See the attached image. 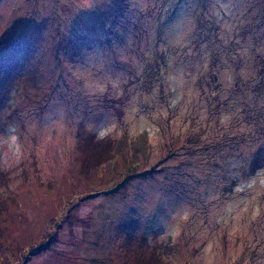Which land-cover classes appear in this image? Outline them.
<instances>
[{
    "label": "rangeland",
    "instance_id": "obj_1",
    "mask_svg": "<svg viewBox=\"0 0 264 264\" xmlns=\"http://www.w3.org/2000/svg\"><path fill=\"white\" fill-rule=\"evenodd\" d=\"M9 42L0 264H264V0H0Z\"/></svg>",
    "mask_w": 264,
    "mask_h": 264
},
{
    "label": "trees",
    "instance_id": "obj_2",
    "mask_svg": "<svg viewBox=\"0 0 264 264\" xmlns=\"http://www.w3.org/2000/svg\"><path fill=\"white\" fill-rule=\"evenodd\" d=\"M15 46H18V49H15ZM29 49V44L15 45L13 43L10 44L9 42V44L7 45H0V57H2L4 53L9 54V57L6 62L0 64V109L3 106V103L7 101V95L16 91L15 76H17L16 73H18L19 71H23L22 63H25V61L30 60L29 57L31 54L29 51H27ZM24 76L26 77V80L28 79V81H31L32 78L29 74H25Z\"/></svg>",
    "mask_w": 264,
    "mask_h": 264
}]
</instances>
